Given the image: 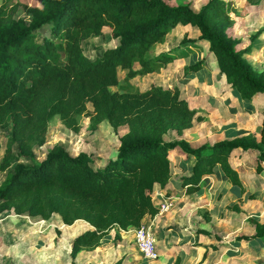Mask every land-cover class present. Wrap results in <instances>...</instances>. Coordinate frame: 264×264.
Instances as JSON below:
<instances>
[{
  "label": "trees",
  "instance_id": "16d2710c",
  "mask_svg": "<svg viewBox=\"0 0 264 264\" xmlns=\"http://www.w3.org/2000/svg\"><path fill=\"white\" fill-rule=\"evenodd\" d=\"M232 0H207L195 11L189 2L165 0H39L27 7L29 19L15 17L16 3L0 5V127L10 128L0 169L12 165L0 183V212L46 219L57 214L62 223L85 221L89 227L71 241L70 255L99 245L115 229L137 228L154 214L153 187L172 178L169 152L193 158L188 172L179 175L187 193L200 191L203 177L218 166L232 185L242 180L229 162L235 150H256V171L264 168V121L257 143L249 136L191 146L185 139H164L171 130L181 134L192 126L196 111L180 95V85L151 84L134 88L131 79L157 72L172 62L175 47L152 53L177 24L198 29L197 39L208 43L219 73L242 99L264 93V71L254 69L245 55L250 46L235 49L224 31ZM47 28L46 32L41 29ZM109 28L112 47L90 59L82 41ZM40 35V39L37 36ZM204 58L184 65V74L199 71ZM124 70L119 84L118 71ZM117 86V90H111ZM88 106L90 127L106 121L119 136L114 157L94 158L87 152L70 154L55 144L41 159L35 149L45 142L55 117L77 131ZM98 160L99 163L98 164ZM264 239V223L254 222L251 235L234 242ZM124 254L112 264H126Z\"/></svg>",
  "mask_w": 264,
  "mask_h": 264
},
{
  "label": "rangeland",
  "instance_id": "374dc122",
  "mask_svg": "<svg viewBox=\"0 0 264 264\" xmlns=\"http://www.w3.org/2000/svg\"><path fill=\"white\" fill-rule=\"evenodd\" d=\"M165 1L173 5L189 2L192 9L197 11L207 0ZM3 2L7 0H0V5ZM13 2L17 5L14 16L28 20L27 7L37 5L39 0ZM228 14L230 22L224 31L233 40L234 48L250 46L246 59L254 69L264 71V0H232ZM41 31L46 32L47 28ZM198 34V29L189 24L172 27L165 40L154 45L152 53L175 47V59L157 72L131 79L134 88L144 90L151 84L163 87L179 84L181 97L195 109V116L201 117V120H194L192 126L184 129L181 134L171 130L164 139L182 138L193 147L239 136H249L258 143L264 121V93L254 95L251 99H242L231 89L225 75L219 73L215 55L209 51L206 41L197 39ZM40 37L37 36L38 39ZM115 44L116 40L111 38L109 28H103L99 35L82 41L83 52L90 59L100 56L104 49ZM200 58L205 59L203 67L185 75L184 65ZM124 72L118 71L119 84L123 82ZM117 89V86L111 87V90ZM90 110L88 106L81 116L77 131L66 128L55 116L48 124L44 144L35 149V159H41L55 144L61 145L72 155L87 152L100 161L114 157L119 136L127 132V127L120 126L115 132L106 121H102L91 128ZM9 132V127H0V163ZM239 151L242 150L233 151L238 154L232 153L231 160L241 168L243 184L240 195L230 196L225 201L220 193L225 183L212 181L208 189L212 196L207 193L203 199L207 209H200L204 212L200 211V221H209L211 230H217L212 238L218 243L213 246L211 264H264V239L241 241L235 252L230 251L228 254L229 251H226L235 236L251 235L254 232L255 221L264 223V168L261 172L256 171V150L242 151L243 154H239ZM171 152L169 158L172 162ZM14 163L5 170L0 169V183ZM86 227L88 224L83 220L64 224L57 214L43 219L15 214L11 210L2 211L0 264H112L124 254L127 255L126 264H158V258L150 261L142 258L135 244L134 231L126 239L115 240V229L106 232L98 246L80 252L75 258L71 257V241ZM220 249L226 253L220 252Z\"/></svg>",
  "mask_w": 264,
  "mask_h": 264
},
{
  "label": "crops",
  "instance_id": "0c3cea01",
  "mask_svg": "<svg viewBox=\"0 0 264 264\" xmlns=\"http://www.w3.org/2000/svg\"><path fill=\"white\" fill-rule=\"evenodd\" d=\"M232 153L238 154V152ZM241 153L243 154L242 151H239V154ZM170 155L173 159L171 162L172 178L164 187L155 184L153 196L157 204L162 194L172 195L175 197L174 204L167 212L159 213L156 211L154 214L145 215L142 223L151 225L154 232L156 248L159 252L158 264H211L210 260L213 256L212 252H214L213 246L218 243L212 238H214L213 234L217 233V230H211L209 221H200L202 217V214H200L202 210L200 209H207L205 208L207 207L205 206L206 202L203 199L207 196V193L212 196V192L208 191L212 181L225 183L220 190L225 201L230 196H239L241 186L232 185L227 181L217 166L213 174L203 177L204 185L200 191L187 193L185 188L181 186L178 177L188 172L193 158L186 157L177 151H172ZM231 158H229V162L237 171L243 184L241 168L235 166ZM226 184H229V186ZM202 213L204 212L202 211ZM133 231V228L120 231L121 238L126 239ZM229 244L230 247L226 248L227 250L225 249L229 251L228 254L230 251L235 252V248L239 246V243H235L234 240ZM222 251L220 249V252Z\"/></svg>",
  "mask_w": 264,
  "mask_h": 264
},
{
  "label": "built area",
  "instance_id": "2783aa9c",
  "mask_svg": "<svg viewBox=\"0 0 264 264\" xmlns=\"http://www.w3.org/2000/svg\"><path fill=\"white\" fill-rule=\"evenodd\" d=\"M174 199L175 197L172 195L162 194L160 200L157 201V212L164 213L169 211L174 204ZM134 240L142 258L150 261L159 257V252L156 248V240L151 225L141 223L139 227L135 228Z\"/></svg>",
  "mask_w": 264,
  "mask_h": 264
}]
</instances>
